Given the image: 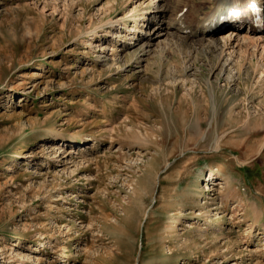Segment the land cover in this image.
<instances>
[{"label":"rangeland","instance_id":"rangeland-1","mask_svg":"<svg viewBox=\"0 0 264 264\" xmlns=\"http://www.w3.org/2000/svg\"><path fill=\"white\" fill-rule=\"evenodd\" d=\"M148 3L0 0V264H264L262 66L233 92L179 42L137 69L108 21Z\"/></svg>","mask_w":264,"mask_h":264},{"label":"bare ground","instance_id":"bare-ground-1","mask_svg":"<svg viewBox=\"0 0 264 264\" xmlns=\"http://www.w3.org/2000/svg\"><path fill=\"white\" fill-rule=\"evenodd\" d=\"M157 1L159 3H156ZM191 1H193L195 6L192 7L190 5V0L185 1V3L181 0H174V5H172L173 0H149L146 11L141 15L142 18L134 16L135 20L130 19L133 22L131 29L127 26H120V24L126 25L125 22L129 20L126 16L108 21L112 29L118 32H126L130 37L129 42L120 41L124 46L121 47L122 49H117H121V51L132 49L131 57L135 60L131 63H136L137 69L141 68L142 62H146L155 49L164 48L166 45H171L170 43H178V45L180 44L179 42L185 43L189 55L191 53L192 55L196 54L201 49L205 50L203 52L214 55L216 63L222 65L221 71H223V74H227L230 86L234 87L233 92L239 91V87L237 88L235 81L239 80L242 73L248 75V71H250L248 67L253 59L259 61L257 65L258 67L262 66L261 75H263L264 28L260 24H263L264 21V0H206L209 4V8L207 7L209 11L207 10V13L200 11L201 3H196L195 0ZM169 2H172V4L170 5ZM178 3L181 4V8L176 10L175 8H178ZM246 6L250 7L252 16L241 22L233 23V28L225 33L226 36L225 34L220 35V32L226 28L223 24L227 23L228 17L232 14H237V10H240L239 14H242L244 12L243 8ZM157 19L158 21L155 22ZM138 21H142V25H139ZM146 22L148 25L151 24L150 28L152 31L147 32L143 29ZM140 34L142 35L140 36ZM95 36H99L97 31H93L91 34V37ZM163 37L166 38L162 40ZM133 40H137V42H133ZM83 41H86V39L83 38ZM106 49L109 50V47H103L102 52L107 53ZM179 52L181 51L179 50ZM244 61H247V64H244ZM190 64L187 68L189 72H192L194 68ZM214 69L215 66L212 70L215 71L216 69ZM253 71L254 68H252L251 73ZM235 77H238V79L236 80ZM213 90L210 89L211 98L215 94ZM214 105L212 106L213 110ZM62 152L65 153L64 151ZM68 154L70 153L68 152ZM220 183L217 182L215 185L218 186ZM196 214L195 218L202 216L201 211ZM220 225L221 220L215 224V227ZM256 236V233L251 232L248 238L252 239ZM38 246L39 249L35 248L33 250H41L42 247H47L44 241ZM28 263L32 264V262Z\"/></svg>","mask_w":264,"mask_h":264}]
</instances>
